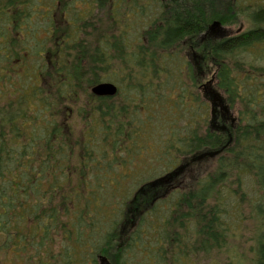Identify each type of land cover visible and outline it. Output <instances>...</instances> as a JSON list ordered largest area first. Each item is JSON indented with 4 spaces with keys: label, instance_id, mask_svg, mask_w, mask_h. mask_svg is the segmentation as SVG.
<instances>
[{
    "label": "trees",
    "instance_id": "1",
    "mask_svg": "<svg viewBox=\"0 0 264 264\" xmlns=\"http://www.w3.org/2000/svg\"><path fill=\"white\" fill-rule=\"evenodd\" d=\"M245 213L264 264V0H0V264L231 255Z\"/></svg>",
    "mask_w": 264,
    "mask_h": 264
},
{
    "label": "rangeland",
    "instance_id": "2",
    "mask_svg": "<svg viewBox=\"0 0 264 264\" xmlns=\"http://www.w3.org/2000/svg\"><path fill=\"white\" fill-rule=\"evenodd\" d=\"M204 92H206L205 89H204ZM208 92H210V91H208ZM209 94L212 95V93H209ZM146 143H149V146H151L153 144V141L149 140L148 142L146 141ZM156 148H157L156 146L152 147L151 150L149 151L148 155H147V153H144L145 159L150 161L149 164H150V169H151L150 171H147L145 174L150 173L149 174L150 177H153L156 174H158L160 169L162 168V165H161V167H158V166H156V164H153L154 153L152 150H155ZM173 158H175V157H173ZM151 164H153V165L151 166ZM148 177H146V178H148ZM146 178H144V175H143L142 179H146ZM182 181H185V179ZM250 185L251 184L248 183L247 192L249 193V196H252L254 198L255 191L253 190V186H252L251 187L252 192L250 193V188H249ZM250 204H252V203H250ZM244 206H242V207L244 208ZM99 208H100V205H98L96 210H98ZM245 214H246L247 221H245V224H243L241 230L238 232H235L234 235L229 233L230 235H232V238H233L230 241H228L229 244L227 245V248L229 249V251L232 252L231 255L228 253H225V250H220L219 252H216L215 250H213L212 252H210L209 255H206L205 253L200 255L201 252H196L197 244H192L194 241L190 242V240L192 238L195 239V237H193L194 232L192 234V232L181 231L185 236L184 237L185 243L183 242L184 246L180 245L179 249L175 250L174 247L172 246L173 242L170 243V245H168V249L165 252L166 253L165 258L163 259L164 255H162V257H158L156 259V261L159 263L161 261V262H163V264H178L177 262H179L180 260H182L184 262L183 264H227L229 262V260L227 261L226 256L229 255L230 258L232 256L236 257L235 260L241 261L244 264H251V262H250V259L252 257L251 247L254 243L253 241H254L255 235L257 236V232H258L260 224H258L257 220H255L254 218L249 219L248 213H245ZM174 233H177V232L172 230L169 232V235L173 238L172 234H174ZM190 234H192V237H190ZM195 243H197V242H195ZM54 250H55V248H54ZM11 253H13V251L7 253L5 261H8V262H11L13 260L22 261L18 257L15 258ZM136 254H138V253H136ZM133 257L135 260H138L137 257H135V256H133ZM128 262H129V260H128ZM130 262H132V260H130ZM98 263L99 264H112L107 259V257L105 255L104 256L102 255V256L97 258L95 264H98ZM132 263H134V262H132Z\"/></svg>",
    "mask_w": 264,
    "mask_h": 264
},
{
    "label": "water",
    "instance_id": "3",
    "mask_svg": "<svg viewBox=\"0 0 264 264\" xmlns=\"http://www.w3.org/2000/svg\"><path fill=\"white\" fill-rule=\"evenodd\" d=\"M216 26V24H213ZM92 93L100 97L114 96L116 93V87L110 83H101L92 88Z\"/></svg>",
    "mask_w": 264,
    "mask_h": 264
}]
</instances>
